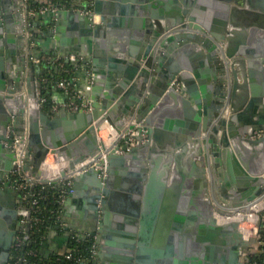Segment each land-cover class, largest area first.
<instances>
[{"label": "water", "instance_id": "95a60500", "mask_svg": "<svg viewBox=\"0 0 264 264\" xmlns=\"http://www.w3.org/2000/svg\"><path fill=\"white\" fill-rule=\"evenodd\" d=\"M85 4L90 11L34 14L55 24L36 37L31 3L0 0V244L15 214L3 264L24 202L12 185L16 147L27 137L24 168L48 182L40 177L49 153L68 159L69 169L99 157L106 125L132 130L135 143L116 141L106 160L73 177L65 212L78 206L81 223L63 216L67 243L70 228L95 235V264H252L251 242L218 213L264 198V0ZM38 47L80 64L76 87L92 99L91 111L42 108ZM52 95L67 97L56 86Z\"/></svg>", "mask_w": 264, "mask_h": 264}, {"label": "built area", "instance_id": "2783aa9c", "mask_svg": "<svg viewBox=\"0 0 264 264\" xmlns=\"http://www.w3.org/2000/svg\"><path fill=\"white\" fill-rule=\"evenodd\" d=\"M28 1V0H27ZM67 6H47L41 5L38 8L31 7L29 9L28 15L33 16L37 12H44L51 8L52 10H57L59 8H65ZM71 7H80L83 11L88 12L91 10L89 4H77ZM31 24V20H30ZM70 60L74 62L79 59L77 55H69ZM35 62L39 64L45 65H53L57 64L61 68H65L64 65L67 62L66 56L53 54H36L34 57ZM74 65V64H73ZM75 70L71 74L69 78L63 77L59 78L55 81L53 86H56L61 90L63 94H67V97L64 101H58L53 95L51 96V105L49 107L48 112L51 114L58 113L62 108L66 109L69 112H77V111H91L93 106V101L91 98L86 97L81 90H79L77 86V77L74 72L79 69L80 64L74 65ZM46 79V78H43ZM178 85V83H177ZM90 88V85L88 86ZM45 97L41 96L40 93V104L44 102ZM132 130L123 131L122 133H118L112 127L106 125L99 131V141L101 143V151L98 153L99 157L93 156L88 157L83 162L75 164V166L69 169V160H59L57 156L53 153H49L45 161L41 166V177L47 178L48 182H43L39 178L36 177L30 170L24 168L27 163L28 155H27V137H25V142L22 147H16L17 158L15 163L17 165L16 169L12 171V185L19 190L21 193V197L24 202L19 207V219L17 225V233L13 239V248L11 251V258L9 264H38V260L35 259L42 252H37L33 248H29L26 252H22V246L25 243L34 242L36 238H32V221L33 219H40L38 217L32 216V209L27 205L26 201L31 197L32 201L31 205H35L38 203V198L33 197V188L37 184H45V183H54L59 184L61 186V192L59 195V202L61 204V209H57L60 212V221L56 225V229H61L62 231L68 230V224L63 218V206L65 200L70 196L71 193L74 192V181L73 177L84 171L85 169L98 166L99 160H106L107 150L111 147L115 146V142L119 141L121 145L127 144V148H130L134 143L135 139L131 134ZM146 136V135H145ZM119 152H122L123 149L119 148ZM102 169L101 175L105 174V166H99ZM52 179H55V182H51ZM253 209H237L231 213H218V218L220 222L227 223L230 221H237L238 229L243 234V236L249 240L250 242L255 241L256 249L252 251H258L261 246V251H264V240H263V232H264V198L255 202L252 205ZM53 229V228H51ZM50 229V230H51ZM49 230V231H50ZM71 237H77L78 239H82L79 235V232L75 229L70 228ZM88 236L95 235L88 234ZM86 237V238H87ZM45 242V241H44ZM94 252H91V257L94 261L97 257V242L95 239L94 243ZM13 250H17V252H13ZM60 253L65 258H72L73 252H53ZM251 252L245 253L246 258H248ZM44 254V253H42ZM46 255V254H45ZM49 255V254H48ZM249 259V258H248ZM250 260V259H249ZM251 262V261H250ZM252 264H257L256 261L251 262ZM82 264H84V260H82Z\"/></svg>", "mask_w": 264, "mask_h": 264}, {"label": "trees", "instance_id": "16d2710c", "mask_svg": "<svg viewBox=\"0 0 264 264\" xmlns=\"http://www.w3.org/2000/svg\"><path fill=\"white\" fill-rule=\"evenodd\" d=\"M28 1L31 3V7L35 8H38L41 5L67 7L77 5V0H50L48 2H42L40 0ZM34 16L35 15L31 16V22L35 21ZM43 66L44 70L41 71L39 77V88L41 96L45 97V100L42 103V108L48 112L52 102L51 96L55 81L63 77L69 78L75 70V66L69 62L65 63V68H61L57 64H43ZM32 190L33 197L38 198V203L31 205V197L26 201V203L32 209V216L40 219H33L32 221V238H36V241L23 244L21 250L22 252H26L30 247L35 249L37 252H42V246L44 241L47 239L49 230L56 227L61 219L60 212L57 211V209H61V204L59 202L61 186L54 183L37 184ZM59 230L62 232L61 229ZM94 243L95 239L93 236H88L84 239L71 237L67 248L57 252H73L72 258H65L60 253H51L49 255L40 253L35 259L38 260V264H82V260H84V264H94L91 257V252H94L95 248ZM253 248L256 249L255 241H252L249 248V252L251 253L248 258L250 261H256L257 264H264V251H261V246L258 251H252L254 250ZM13 252H17V250H13Z\"/></svg>", "mask_w": 264, "mask_h": 264}, {"label": "crops", "instance_id": "0c3cea01", "mask_svg": "<svg viewBox=\"0 0 264 264\" xmlns=\"http://www.w3.org/2000/svg\"><path fill=\"white\" fill-rule=\"evenodd\" d=\"M40 1L48 2L50 0H40ZM85 1L86 0H77V4L83 5V4H85ZM34 18H35V21L31 23V25L34 27V30L30 31L31 35H35L36 37H40L42 35V32L46 29V26L49 27V31L53 30V28L55 26L54 23H48V21L45 18H42L39 15H35ZM53 51H54V48H51V47L48 48V52H50L49 55H53V53H52ZM42 53L43 52H42L41 47H38L35 50V54H42ZM42 70H44V66H43V64H39L37 66V72L39 75H40ZM261 80L259 78L258 82L261 85L263 84L262 87H264V78H262ZM65 210H66L65 206H63V216L66 215V217L69 220L76 222V223H81L78 206H72L71 208H68L67 212H65ZM65 221L67 222V224H69V222L67 220H65ZM84 221L87 224L92 223L88 220H84ZM65 234H66V231H64V230L61 232L60 230H58L56 228L51 229L48 233L47 239L43 243L42 253L48 255V254H51L53 252H57V251L66 249L68 246V243H67V240L65 238Z\"/></svg>", "mask_w": 264, "mask_h": 264}, {"label": "flooded vegetation", "instance_id": "af4514ba", "mask_svg": "<svg viewBox=\"0 0 264 264\" xmlns=\"http://www.w3.org/2000/svg\"><path fill=\"white\" fill-rule=\"evenodd\" d=\"M0 201H2V199L0 198ZM6 202V206L9 208V209H14V206H15V203L12 201V199H8ZM14 212L10 211L8 213V217H9V222H8V226L7 228H5V231L3 232V235L2 236V243L0 244V248L2 247L4 241L6 240L7 238V235H9V231L11 230V224L14 222ZM1 228V227H0ZM4 228H1V230H3ZM12 251V250H11ZM10 258H11V254H9V259L7 260V264H9L10 262ZM0 264H3V252H0Z\"/></svg>", "mask_w": 264, "mask_h": 264}, {"label": "rangeland", "instance_id": "374dc122", "mask_svg": "<svg viewBox=\"0 0 264 264\" xmlns=\"http://www.w3.org/2000/svg\"><path fill=\"white\" fill-rule=\"evenodd\" d=\"M251 244H252V242H251ZM254 249V248H253Z\"/></svg>", "mask_w": 264, "mask_h": 264}]
</instances>
